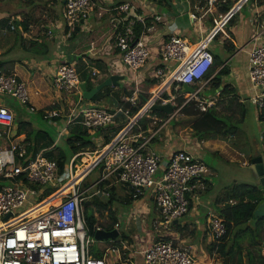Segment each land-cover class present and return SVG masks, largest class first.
I'll return each mask as SVG.
<instances>
[{
  "label": "built area",
  "instance_id": "built-area-1",
  "mask_svg": "<svg viewBox=\"0 0 264 264\" xmlns=\"http://www.w3.org/2000/svg\"><path fill=\"white\" fill-rule=\"evenodd\" d=\"M148 1L123 0L113 7L117 10L113 27L114 45L119 49V57L109 63L111 73H116L120 67L137 71L152 58L147 17L138 12V7L147 5ZM207 1L212 4L218 0ZM247 1L250 0H235V3L241 5ZM92 8V0H63L66 36L70 37L77 25L82 29ZM192 15L196 16L195 13ZM153 18L155 21L166 20L157 13L153 14ZM47 32L52 34L53 29L49 28ZM211 38L212 34L192 42L171 30V35L159 50L160 62L153 69L154 76L161 79L163 86L151 90L148 99L156 97L162 103L175 101V93L164 97L166 86L170 87L174 80L192 86L198 84L214 62V55L208 47ZM257 38L258 33L252 36L253 44L248 51V74L254 88L250 101L261 110L264 108V42H255ZM173 61L175 64L171 67ZM75 66L76 61L59 63L51 78L56 90L73 93L70 105L77 104V108H71L66 116V126L61 132L75 120L93 128H104L125 116H132L133 120L79 172L85 163L76 160L86 153L85 150L74 153L62 169L57 159L42 153L24 160L26 148L23 142L13 139V133H10L15 112L0 104V139L3 140L0 143V178L10 181L0 188V217H4L0 221V264H134L124 257L123 241L120 245L111 246L119 254L114 260L104 255L94 256L88 248L94 234H88L84 205L94 195L108 196L110 193L106 188H99L98 182L114 177V181L127 185L134 197L149 192L160 214L159 223L164 225H171L188 212L191 193L203 184L207 166L189 150L182 148L174 151L161 169L162 154L155 149L146 150L148 139L140 142L137 134L127 136V131L142 116L139 111L146 104L145 101L137 113L130 114L131 108L139 103L138 90L123 96L111 108L84 105L77 99L83 94L82 79ZM97 72L92 70L94 75ZM202 86L200 83L191 94L198 93ZM0 93L15 96L22 103L30 104L31 110L35 109L29 101L24 82L18 80L14 72L0 71ZM207 105L208 101L204 98L198 99L201 110H205ZM100 160L104 163L103 175L95 182V190L87 194L82 188V180ZM114 227L118 228L119 222L115 221ZM209 227L214 238L226 233L225 222L218 214L210 215ZM99 228L105 227L94 225V232ZM142 254L144 264L198 262L187 247L176 244L170 238H158L148 243Z\"/></svg>",
  "mask_w": 264,
  "mask_h": 264
},
{
  "label": "crops",
  "instance_id": "crops-1",
  "mask_svg": "<svg viewBox=\"0 0 264 264\" xmlns=\"http://www.w3.org/2000/svg\"><path fill=\"white\" fill-rule=\"evenodd\" d=\"M24 1L27 0H21L22 6L12 8L13 13H10L7 17L6 23L0 21V64H2L0 70L14 72L18 80L27 82L30 88L40 94L48 113L50 111L52 114L57 113L59 118L63 120L62 123H64L67 119L65 118L66 114L62 113V110L70 105L69 99H65L62 93L52 85L51 88L48 82L51 81L59 63L73 62L77 60L76 55L78 54H81L84 60L88 61L84 63L79 61V64L84 65L81 66L79 71L82 81L88 79L91 81V85H95L112 74L108 65L113 59L119 57V55L113 54L111 51L113 43L109 41V38H103L104 40L98 38V43L94 40L89 43L88 39H86L89 33H84V31L94 32L95 37H98L99 32L102 30L106 31L103 28L106 25H103L102 21L103 18L113 20V17L116 16V14L113 15L116 13L113 10L115 0H106L107 3L104 1L106 4L98 3L99 10L93 9L90 15L91 20L90 18L87 19L81 31L72 34L70 37L66 36L64 32L63 0H42V3L37 0ZM39 5L46 12L42 18L36 16V9ZM221 5V0L212 4H209L207 0H197L193 3L190 0H149L147 5L138 7V12L147 17V25L150 28L148 31L150 44L153 52L152 58L148 60L143 68L137 71H131L126 67L118 68L119 70L116 73L123 75V78L119 80L118 84H109L113 96L108 98L107 102L109 104L106 105L115 106L123 96L127 95L126 89L127 91L133 89V82L139 83L142 80L157 77L154 76L155 72L153 69L160 62L159 50L163 42L171 35V30H175L176 33H180L192 42L212 34L208 47L214 57L216 58L217 56L218 61H221V64L219 63L215 67L213 62L207 73L212 68L215 67V69L208 76L205 74L204 78L194 85L197 88L200 83L203 84L200 91L196 94H189L186 100L181 105H178L174 113L166 118L145 111L139 119H145L146 129H141L138 133L127 131V136L137 134L140 142L148 139L146 150L155 149L162 154L161 169L165 166L169 156L174 151L182 148L192 152L207 166L203 184L194 188V199L191 197L192 204L189 211L171 224L176 230L169 228L171 232H167L165 238H170L177 244H181L180 246L187 247L196 257L197 264H236L240 256H242L244 264H249L246 263L248 251H251L255 256H257L259 251L264 253V219L260 220L255 227L248 225L247 222L248 226L257 229V233L254 236L255 240L258 241L257 243L253 242L251 232L247 231L242 233L237 240V245L242 247L241 250H234L231 255L223 256L217 248L211 247L214 237L210 232L209 219L210 215H213L212 212L215 211H213V207L208 208L207 205H210L213 199L210 196L204 199L202 194L211 193L214 186V176L219 173L217 169H219L221 164L228 165L240 162L249 166L252 156L264 153V119L260 117L262 110L258 109L250 101L254 88L248 74V51L253 44L251 42L253 40L252 36L258 33V38L254 41L264 42V3L259 4L257 0H250L237 5L235 0H233L230 9L226 12L219 11ZM104 10H111V17L108 18L107 15L100 17ZM154 13L162 14L166 20L155 21L153 18ZM192 13H195L196 16L194 17ZM0 15L2 14L0 13ZM49 28L53 29L52 34L47 32ZM110 31V34L107 35L106 32L105 35H110L111 38L113 29ZM41 38L45 41H42ZM109 42L110 45H107ZM88 64H93L101 72L97 81L93 80L94 77L88 78ZM174 64V61L171 62V67ZM222 67L227 69L226 73H220ZM96 68H92V70H97ZM105 68L108 71H105ZM218 76L219 78H217ZM216 79L220 81L218 86H214ZM160 83L161 79L159 78V83L151 90L159 86L162 87L163 85L161 86ZM51 89H53V94L49 92ZM134 89L138 90L139 96H142L145 103L144 98L148 96L147 93L151 90ZM171 90L172 84L170 87L166 86L168 93ZM207 90L210 91L206 93ZM83 98L84 102L81 103L84 105L96 103L84 96ZM202 98L208 101L206 109L214 110L223 119L226 127H231L226 134L211 133L207 138H199L189 126L190 120L194 119L196 121L202 115V112L206 110H201L198 107V99ZM31 104L34 105L33 103ZM16 116L10 129V133H13V139L17 138L14 134L16 131L14 127L17 126L18 122L16 121L19 117L17 114ZM179 119L181 121H176ZM53 120L57 122L56 119ZM132 120V116H125V118L117 119L114 123L102 128L101 133L94 137V145L89 146L85 150V154L101 153L103 147L107 144H105V140L111 137L109 141L111 142L117 133L127 128L129 121ZM122 121L126 122L116 132L114 126H118V123ZM65 124L59 129L60 132L66 126ZM139 126L141 127V125ZM31 129L30 125L27 128V133ZM26 134L24 133L20 137H25ZM42 136L38 137L40 138V140H37L38 144L45 143V140L42 139L46 135L43 134ZM22 142L26 148V143ZM54 143L55 141L53 143L50 142V147L54 146ZM207 153L219 158L214 163L216 166L210 168L207 165L204 160V156ZM250 175L251 171L249 170L247 174L242 173L240 176L232 178V180L233 182L249 183L251 181ZM224 178L222 175L220 180H225ZM114 182L119 184V181ZM116 186L118 190L119 187L118 185ZM118 193L119 197L114 201L117 203H114L113 207L116 210V222H119V227L129 207L132 210H137L145 219L149 220L150 218L153 226L159 223L160 214L149 192L132 201L129 200L127 188L123 187ZM215 200L221 207L227 202L233 203L235 201V199L218 201L217 197ZM202 205L203 209L207 208L205 214L204 210H200ZM190 211L194 214V221L190 222L191 224H189V218H187ZM143 217L137 214L135 223L137 222L138 225H141ZM150 233L153 234L154 232L150 231ZM196 233H198V236ZM196 237L197 240H194ZM118 240L124 242L123 251L125 252V258L131 259L134 264H144L142 250L151 241L141 242L140 239L134 240L130 234L123 232H120ZM112 242L109 241L107 244L100 245L99 249L93 250V253L92 251L91 253L95 256L104 255L109 260L118 258V251L111 249Z\"/></svg>",
  "mask_w": 264,
  "mask_h": 264
},
{
  "label": "trees",
  "instance_id": "trees-1",
  "mask_svg": "<svg viewBox=\"0 0 264 264\" xmlns=\"http://www.w3.org/2000/svg\"><path fill=\"white\" fill-rule=\"evenodd\" d=\"M121 1L123 0H115L114 5H118ZM222 5L219 8V11L221 12H226L230 9V5L232 4L233 0H221ZM259 4L264 3V0H257ZM93 4V9L94 10H99V5L97 0H92ZM114 12H117L115 8H113ZM18 22V21H16ZM22 22V21H19ZM108 29L112 30L113 29V34L111 36L110 41L113 43L112 44V52L113 54L118 55L119 54V49L114 45V34L115 30L113 27V20H110L108 22ZM137 29L139 30V25H137ZM78 31H81L80 25H77L76 28L73 31V34L77 33ZM221 61H218L217 56L216 58L214 57V64L215 67L217 64L219 65ZM221 64V63H220ZM2 64H0L1 68ZM206 72V76H208L212 71ZM227 69L225 67H222L220 69V73H226ZM219 78V76L217 77ZM87 88H92L93 85L90 84L89 80L87 79L86 81ZM159 83V78L158 77H151L145 80H142L139 83H134L133 82V89L134 88H139V89H144L146 91H150L152 88H154L157 84ZM220 81L216 79L214 86H218ZM95 86V85H94ZM178 89H176V87ZM125 87V86H124ZM127 91V94H131L132 90ZM182 91V83L178 80H174L172 83V90L170 91V94L176 93V101L178 105H181L186 98L189 96L188 92H181ZM181 92V95H180ZM149 95V92L147 93ZM110 96H113L111 87L109 85H106L99 89L91 98L90 100L96 102L94 103L97 106L101 107H106V108H111V106L106 105L102 101H107ZM169 96V93L165 91L164 97ZM107 98V99H106ZM139 101L138 104L133 106L131 108V115H134L137 113L140 108L142 107L144 101L142 96H139ZM121 101V99L119 100ZM262 113L260 115L261 119H264V108L261 109ZM150 114H155L157 116H161L162 118H166L169 115L166 114L163 111H158V110H151L148 111ZM194 113V112H193ZM53 119L58 118L59 116L54 113L52 114ZM198 118V117H197ZM196 118V119H197ZM17 119V116H16ZM126 120V119H125ZM176 121H181L176 120ZM124 122L122 121L119 122L118 126H114V130L117 132L119 131L122 126L124 125ZM141 125V127L139 126ZM69 126V125H68ZM189 126L194 130V133L199 137V138H207L209 134L211 133H217V134H226L231 127H226L225 122L223 119H221L214 110L212 109H206L205 111L202 112V115L196 120H190ZM141 129H146V123L145 119H139L135 124L132 125L130 131L133 133H138ZM102 128H93V127H87L81 124L80 122H77L76 127H74L69 134L66 137V142L69 145V147L72 149L73 153H76L81 150H86L89 148V146L94 145V137L99 135L101 133ZM31 132L32 129L25 135V138L23 139L24 142L26 143V153L23 156L24 160H28L30 158H33L36 156L38 153H46V155H50L49 150L54 149L57 147V145L54 143V146L50 147V144L46 143H40L38 144L37 140L38 137H43L42 135L46 134L45 131L42 129H39L36 133L35 136V146H33L32 140H31ZM110 138H107L105 140V144L110 141ZM46 142V141H45ZM53 143V141H50ZM36 143L38 146H36ZM71 155V156H72ZM70 156V157H71ZM81 156V155H80ZM79 156V157H80ZM69 157V158H70ZM57 161L60 164L61 169L65 165V162L69 159H66L65 153L61 151L60 155L56 158ZM101 164L102 169H103V161L100 160L97 165ZM114 177L110 178H103L98 182V187L99 188H106L110 191L108 196H104L105 198H100L98 195L92 196L90 203L87 204V202L84 205L85 208V225L88 229V234H94V225L100 224L104 226L106 229H111L114 228V222L116 221V210L114 209V201L117 199L119 196L118 190H117V184L113 183ZM9 180L0 178V188L2 184L8 182ZM119 185H122L123 187L127 188L129 192V200L132 201L136 197L133 196L132 190L125 185L124 183L119 182ZM256 187L255 185H252L251 183L247 182H234L231 186L226 187V189L223 192L222 197H218V201H228L229 199H235L233 203L227 202L223 207L220 208L219 211V216L224 220L225 225H226V233L221 236L220 238H214V241L212 242V248H217L218 251L220 252L221 255L223 256H229L233 253L234 250H241V246L237 245V240L241 236L242 233H245L247 231L251 232L253 242L257 243L258 241L255 240L254 236L257 233V229L251 228L250 226L247 225V222L252 218L253 216V211L255 208V192H256ZM142 195H139L137 197H141ZM154 201V200H153ZM192 202L190 200L189 208L191 206ZM110 216L111 220L108 221H101V216H103V213H105ZM263 220V219H262ZM119 237V236H118ZM118 237L113 239L112 244L115 245H120L121 241L118 240ZM237 248V249H235ZM263 249V247L261 246ZM92 251V250H91ZM93 253V251H92ZM95 256V255H94ZM98 256V255H97ZM247 261L246 263L249 264H264V253L259 251L257 256L255 254H252L251 251L247 252ZM236 264H244V260L242 259V256L239 257L238 261Z\"/></svg>",
  "mask_w": 264,
  "mask_h": 264
},
{
  "label": "rangeland",
  "instance_id": "rangeland-1",
  "mask_svg": "<svg viewBox=\"0 0 264 264\" xmlns=\"http://www.w3.org/2000/svg\"><path fill=\"white\" fill-rule=\"evenodd\" d=\"M40 3H42V0H37ZM99 4L104 3V1L107 3L106 0H97ZM197 0H190V2H195ZM24 2H28L24 1ZM104 3V4H106ZM98 4V5H99ZM22 6L21 4V0H0V13L2 15H0V21L2 22H7V17L10 15V13L12 12V8L14 7H19ZM93 12V8L91 10ZM46 14L45 10L43 9V7L41 5H39L36 9V16H38L39 18H42V16ZM117 13H114L113 15H115ZM104 15H107V17H111V10H104L102 11V15L100 17H103ZM90 18V16H89ZM91 20V18H90ZM110 20V19H109ZM106 18H103V28L106 30H102L101 32H99L98 37L94 36V32L90 31V32H85L84 33H89L88 36H86V39H88L87 41L90 43L91 40H94L95 42L97 40H99L98 38H101V40H104L103 38L107 39L109 38L110 40V35L107 36L108 34H110V30L108 29V21ZM85 30V28H84ZM107 32V35H105ZM107 36V37H106ZM42 41H45L43 38H41ZM98 43V41L96 42ZM101 44V43H99ZM97 45V44H96ZM95 45V46H96ZM107 45H110V42L107 43ZM77 60L76 61V69L78 71H80L81 66H84L83 64H79V61L81 62H88L86 60H84V58L82 57L81 54L76 55ZM93 64H88L87 67V73L89 75L88 78H95V80L97 81L98 77L101 75V72L96 68V67H92ZM117 67V66H116ZM115 67V69H116ZM92 68H96L98 70V72L94 75L92 74ZM3 69H1L0 71H2ZM108 71V69L105 68V71ZM4 72H10V71H4ZM81 77V75H80ZM92 80V79H91ZM89 82H91L89 80ZM49 85L51 86L52 83L51 81L48 82ZM161 84V83H160ZM159 84V85H160ZM24 85L28 91V96H29V101L30 103H33L35 105L34 110H31L29 108L30 104H24L22 103L18 98H16L15 96H11L9 94H5V93H1V100L0 103L4 104L8 107H10L13 111H15V113L18 115V120L16 122H18L14 127V130H16L14 132L15 136L17 137L16 140H20V141H24L23 139L25 137H20L23 136V134L27 132V128L32 127V132H31V140L33 143V146H35V136L36 133L39 129H42L43 131L46 132V136L44 139L46 144H50V141H55V144L57 145L56 148L54 149H50V155H46V153H44V155L48 156V157H52V158H57L61 151L63 153H65L66 155V159H69V157L72 155L73 151L72 149L69 147V145L66 142V137L69 134V132L76 127L77 122H80L79 120H75L72 123L69 124V126L67 127V132L65 130H63L62 132H60V128L62 127V125L64 123H66V121L63 122V120H61V118H56L57 122H54L53 120V115L50 111V113H48V111L46 110V108L44 107V103L41 99L40 94H37L35 92V90L33 88H30L29 84L27 82L24 81ZM96 85V84H95ZM53 86V85H52ZM51 86V88H52ZM210 90H207L206 93H208ZM50 93L53 94V89L49 90ZM62 95L65 99H70V96L73 95L72 92H62ZM78 101H83V97L79 98L77 96ZM107 99V98H106ZM68 102V101H67ZM105 104H109L107 101H103ZM177 102V101H176ZM94 104V103H93ZM57 106H59V104H57ZM71 108L76 109L77 108V104L76 105H69L64 107V110H62V113L64 112L65 118L67 116V114H69L71 112ZM15 114V116H16ZM57 114V113H56ZM58 115V114H57ZM59 116V115H58ZM67 119V118H66ZM81 123V122H80ZM38 140H40V138H38ZM3 140L0 139V143H2ZM36 146L37 143H36ZM96 155L98 156V153H88V154H83L80 157L77 158V162H83L85 163L83 166H81V170H79V172H82L88 165L93 158L96 157ZM219 158L218 157H214L212 154H208L206 156H204V160L207 163V165L212 168L216 165H214V163L217 162ZM68 160L65 162L67 163ZM218 170V174L214 176L213 182H214V186L213 189L211 190L210 194H202V197L205 199L208 196H210L213 199V202L209 205H207L208 208L213 207V211L212 212L213 215L219 214L221 205H219L216 202V197H222L224 190L226 189V187L231 186L234 182L232 180V178L236 177V176H240L242 173L247 174V172L250 170V167L247 165H243L240 162H234L231 164H221ZM247 171V172H246ZM160 172V171H159ZM158 172V173H159ZM103 175V170H102V166L101 164L96 165L94 168H92L91 171L88 172L87 175H85V177L82 180V188L86 189V193H91L95 190L96 186H95V182ZM219 175H223L225 178V180H220ZM114 181V180H113ZM224 181V183H222ZM10 181L6 182L9 183ZM241 182V181H238ZM115 184L118 182H114ZM119 189L118 191H121L123 189V187L119 184H117ZM99 196V195H98ZM191 197L194 199V192L191 193ZM100 198H105L103 195H100ZM139 198V197H136ZM191 198V199H192ZM215 200V201H214ZM117 203V202H114ZM128 208V207H127ZM200 210H204V214L207 211V208L203 209V205L200 206ZM189 211V210H188ZM140 215L141 217L142 214H140L137 210H132V208H128L127 210V214L125 216V218L122 221L121 226L119 227L120 232L123 233H128L130 234V236L134 239V240H138L140 239L141 242L146 241H154L158 238H165V235H167V232H171V230H169V228H171L172 230H176L175 227H173L172 225H160L159 223L154 224V226L151 223V219L149 218V220L145 219L144 217L143 219V223L141 225H138V223H135V217L136 215ZM187 218H189V224H191L190 222L194 221V214L192 213V211H190L188 213ZM4 219V217H0V221ZM101 221H108L111 220L110 216L105 213H103V216H101ZM204 219V216H203ZM181 220V219H180ZM160 229V230H159ZM150 231L154 232L153 234L150 233ZM166 231V232H165ZM197 231V230H196ZM198 232V231H197ZM156 234V235H155ZM175 234V233H174ZM198 236V233H196ZM91 237V236H89ZM92 243L88 245V248L93 250L99 249L100 245H104L107 244L109 241H113V239H95L94 237L91 238ZM194 240H197V237L194 238ZM175 242V241H174ZM177 244V242H175ZM181 245V244H179Z\"/></svg>",
  "mask_w": 264,
  "mask_h": 264
},
{
  "label": "water",
  "instance_id": "water-1",
  "mask_svg": "<svg viewBox=\"0 0 264 264\" xmlns=\"http://www.w3.org/2000/svg\"><path fill=\"white\" fill-rule=\"evenodd\" d=\"M122 78H123V75L112 73L107 78L97 83L95 86H93L90 89L87 88L85 81H81L80 85L82 88V94L84 97L90 99L102 87L109 85L111 83L118 84L119 80ZM194 91H195L194 86L186 82L182 83V92H188L189 94H191V93H194ZM144 99L146 101V104L139 111L140 115L143 114L147 109L163 111L166 114L171 115L178 108V103L172 100H168L167 102L162 103L158 101L156 97H152L148 99V97L145 96ZM249 167L251 171V175H250L251 181H249V183H251L252 185H255L257 190L255 192L254 200L256 204H255V208L253 211V216L248 221V225L255 227L260 220L264 219V153L263 154L260 153V154L252 156ZM86 202L88 204L90 203V200H87ZM119 235H120V231L116 227L111 228V229L99 228L94 232L95 239H115Z\"/></svg>",
  "mask_w": 264,
  "mask_h": 264
}]
</instances>
